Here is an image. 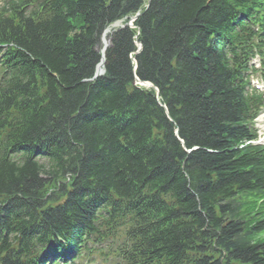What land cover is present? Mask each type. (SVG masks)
<instances>
[{"label": "trees", "instance_id": "trees-1", "mask_svg": "<svg viewBox=\"0 0 264 264\" xmlns=\"http://www.w3.org/2000/svg\"><path fill=\"white\" fill-rule=\"evenodd\" d=\"M145 2L13 0L0 9V264H35L51 235L75 233L87 216L81 206L49 211L57 219L47 228L30 209L57 187L39 177L35 147L54 159L49 175L71 173L69 187L83 186L66 207L92 194L90 179L111 196L150 185L178 199V211L163 212L169 230L155 234L156 254L172 264H264V163L258 148H239L246 102L219 44L237 13L261 20L264 0ZM136 11L135 75L157 87L168 117L153 90L133 86V30L113 34L105 74L86 81L101 30Z\"/></svg>", "mask_w": 264, "mask_h": 264}, {"label": "bare ground", "instance_id": "bare-ground-1", "mask_svg": "<svg viewBox=\"0 0 264 264\" xmlns=\"http://www.w3.org/2000/svg\"><path fill=\"white\" fill-rule=\"evenodd\" d=\"M107 34L108 30H105L101 36L102 45H105L107 43ZM101 66L99 65L97 68V71H100Z\"/></svg>", "mask_w": 264, "mask_h": 264}, {"label": "rangeland", "instance_id": "rangeland-1", "mask_svg": "<svg viewBox=\"0 0 264 264\" xmlns=\"http://www.w3.org/2000/svg\"><path fill=\"white\" fill-rule=\"evenodd\" d=\"M261 126V125H260ZM261 127H264V126H261Z\"/></svg>", "mask_w": 264, "mask_h": 264}]
</instances>
